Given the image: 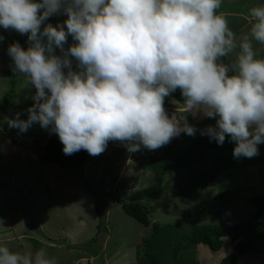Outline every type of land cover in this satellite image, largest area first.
Listing matches in <instances>:
<instances>
[{
    "label": "clouds",
    "instance_id": "1",
    "mask_svg": "<svg viewBox=\"0 0 264 264\" xmlns=\"http://www.w3.org/2000/svg\"><path fill=\"white\" fill-rule=\"evenodd\" d=\"M221 4L0 0V26L28 37L27 49L19 42L8 47L13 70L36 89L27 119L17 113L9 128L26 132L38 123L58 135L65 155L85 150L98 156L109 141L121 142L129 152L141 145L156 150L181 132L196 134L185 116L170 117L165 110V97L179 88L185 112L202 111L216 120L202 135L218 145L228 136L235 158L255 157L264 143V57L253 42L264 45V4L251 8L250 29L240 37L217 11ZM61 12L67 16L63 24L41 27ZM69 35L75 43L65 50ZM232 55L234 60L223 61ZM0 264L55 260L45 249L22 254L0 245Z\"/></svg>",
    "mask_w": 264,
    "mask_h": 264
},
{
    "label": "rangeland",
    "instance_id": "2",
    "mask_svg": "<svg viewBox=\"0 0 264 264\" xmlns=\"http://www.w3.org/2000/svg\"><path fill=\"white\" fill-rule=\"evenodd\" d=\"M66 19V14L61 12L49 17L41 27L47 23L55 26ZM0 36L4 38L0 41V233L11 230L14 234V227H22L26 235L35 236L45 243L43 246L36 245V249L31 253L45 249L56 264L61 261H73V256L78 254L85 255L86 259H82V264H135V249L148 234L149 226L144 227L125 215L118 201L145 205L150 221L182 229L189 225L245 222L253 215L255 206L250 199L254 195L264 197V160H256L264 156V143L257 146L259 154L251 158L254 164L241 168V162L247 161L246 157L235 158L237 165L234 169L221 173L206 187L191 191L185 198L176 197L172 193V181L164 177L160 196L149 203L140 194L143 188L152 183L147 154L145 164L139 161L140 155L137 151L133 152L136 157L132 161L130 159L127 165H118L112 160L121 155L120 149H114L110 154L106 148L95 161H91L93 156L90 155L84 164L70 172H65L55 165L37 163L38 151L52 132L34 123L26 132H22L26 137L29 136V140L21 141V132L18 129L5 126L9 118L18 111H23L20 119L26 120L27 109L34 103L32 97L36 89L21 74L14 72V61L8 55V47L14 42H19L21 47L27 49L28 37L13 29L5 30L2 26ZM259 55L264 57V51ZM222 59L224 62L228 61L226 57ZM165 100L170 104L175 101L171 95L165 97ZM175 111L174 114L178 118L185 116L187 121L188 117L199 121L205 116L202 111ZM150 157H153L152 152ZM121 167L127 168L126 174H130L128 189L119 188L126 180L123 179L116 187L118 194L114 198L110 194L111 200H105V204L101 200L98 203L99 210L104 211L105 206L103 225L100 228L103 230L96 239L99 247L93 245L92 248L99 252L95 257H91L79 247L91 237H95L97 218L94 216L90 196L87 194L83 197L76 190L77 187L82 189L83 186L79 177H86L89 182L104 191L105 187L112 185ZM70 176H74V180ZM226 191H229V194H226ZM202 209L209 210L210 213L202 216ZM260 222L264 223V213L258 220V223ZM61 232L69 234L64 236ZM46 235L49 238H64L66 242H70L67 245L72 250H66L61 240L54 243L58 248H49L46 245ZM258 237L261 242L258 243L257 240L253 243V253L248 251L236 257L234 264H262L264 229L259 230ZM233 243L228 238L223 239L221 248L216 252L210 251L206 246L196 245L184 252L182 262L195 260L197 264H219ZM88 251H91V247ZM165 264H169L168 261Z\"/></svg>",
    "mask_w": 264,
    "mask_h": 264
},
{
    "label": "trees",
    "instance_id": "3",
    "mask_svg": "<svg viewBox=\"0 0 264 264\" xmlns=\"http://www.w3.org/2000/svg\"><path fill=\"white\" fill-rule=\"evenodd\" d=\"M170 95L176 100H180L182 97L179 88ZM17 113L23 114V111L16 112L9 120L15 117ZM188 120L187 122L197 129L194 136L181 132L179 136L171 139L158 155L152 158L150 155L148 156L147 165L152 171V183L150 186L143 188L140 193L148 203L160 196L166 175L168 180L172 181V193L176 197L184 198L191 191L206 187L218 175L234 169L237 165L233 156L235 142H232L230 137L226 136L223 145H218L215 140H210L207 135L201 134V131L209 125L215 126L216 120L214 118L204 116L201 120L196 121L195 118L192 120L188 117ZM8 121L6 127H9ZM40 149L37 163L40 165H55L65 172L80 167L90 157V154L85 150H80L72 155H65L63 144L60 142L58 135L53 132ZM246 160L241 162V168L254 164L251 158H246ZM256 160L260 162L264 160V156H260ZM79 179L85 190L95 201V215L97 218L95 237L79 248L85 250L87 255L95 257L99 251H94L92 248H94L93 245L99 247L96 239L100 231L103 230L100 228L103 225L105 213V206L104 211L99 210L98 203L101 200L105 204L106 198L111 199L110 194L114 198L117 191L113 195L109 189L103 191L100 187L89 182L86 177L80 176ZM226 194H229V191H226ZM118 202L125 215L144 227L149 226L148 234L142 238L140 245L135 249V264H165L167 261L169 264H197L195 260L182 262L181 258L184 252L196 245L206 246L210 251L216 252L221 248L222 240L226 238L234 243L229 249L230 251L220 259L219 264H234L236 257L253 249V243H256L257 240H259L258 243L261 242L258 237L259 230L264 229V223H261L262 221L258 223L264 213V197L261 195H254L250 199V202L255 206V211L245 222L189 225L183 229L150 221L148 209L138 202ZM209 213V210H201L202 216ZM89 247H91V251H88ZM262 264H264V259Z\"/></svg>",
    "mask_w": 264,
    "mask_h": 264
},
{
    "label": "crops",
    "instance_id": "4",
    "mask_svg": "<svg viewBox=\"0 0 264 264\" xmlns=\"http://www.w3.org/2000/svg\"><path fill=\"white\" fill-rule=\"evenodd\" d=\"M261 4H264V0H222L221 7L217 11L219 13H223L225 15V17L228 20L229 27L234 32H236L238 37H240L243 34H246L250 29L249 20H250L251 8L258 6V5H261ZM60 24H63V23H60ZM65 29H66V25H65ZM73 43H75V41H73L72 37L69 35L67 43L64 45L65 50H67ZM253 44H254V48L256 49L258 54H260L264 51V45H261L255 41L253 42ZM55 51H56L55 52L56 55H62L59 48H56ZM230 57H231V59H230ZM230 57H226L228 59V61L225 63H228L229 61L234 60V58H235L234 55H232ZM259 57H262V56L259 55ZM70 60L72 63V68H74L75 70H78L77 69V63L78 62L75 60V58L73 59L70 57ZM183 98L184 97L182 96L180 100L175 99V101L172 102L171 104L168 103L167 100L164 101V107H165V110L168 113V115L174 114V111L176 109H184L185 110L184 106L182 105L184 103ZM194 113H195V111H194ZM20 137H21V141L22 140H29V136L26 137L25 134H23L22 132H21ZM15 138H16V136H15ZM17 141H20V140H17ZM162 147H164V146H162ZM162 147H160L156 150H148L147 148H144L143 145H141V149H140V151H138V153L140 155L139 161L142 162L143 164H145L146 163L145 155L146 154L151 155V152H152V155L155 156V155H157V153H160ZM118 148L120 149L121 155L113 158L112 161H115V164L120 165L121 163H124L127 165L130 162V159L132 161L136 157V156H134V153H136L137 151L134 153L129 152L121 142H119V141H109L108 142L107 150L109 151L110 154L114 149H118ZM100 156H101V154L98 156H93L91 161L92 162L95 161ZM118 165H116V167ZM126 172H127V168L126 169H124L123 167L119 168L116 176L114 177L112 185L110 187H105V190L109 189V191L113 195H115V191H117L116 187L118 186L119 182H121L123 179L124 180L126 179V180L123 183V185L119 188L121 190H123L125 188L128 189V184H129L128 178H129L130 174H129V172L126 174ZM54 173H56V172L54 171ZM124 175L126 176L125 178H124ZM70 177L73 178V180H74V176H70ZM80 185H81V183H80ZM76 190L83 197H85L84 195L87 196V194L90 196V203H91V205L93 204L94 216H96L95 215V201H94L93 197L85 190V188L83 186H82V189L77 187ZM71 191H73V189ZM106 200H111V199L107 198ZM111 202H114V201H108V203H111ZM4 215H6V214L4 213ZM95 225H96V221H95ZM14 229H15L14 234L12 233L11 230H10L11 233H10V231L0 233V245H3V246L7 245V247L13 252L16 251V252H20L22 254H26V253H31L33 251V249H36V245L43 246L45 244L42 240H39V238H37L35 236L33 237L31 235H26L25 231H23L22 227L21 228H15L14 227ZM68 234L69 233H67V235ZM61 235L67 236L65 233H62V232H61ZM52 238H49L48 236L45 237L46 245L49 246V248L54 247L56 249L58 247L55 246L54 243L56 242V240H61V238L60 239H58L56 237H52ZM62 239L63 240H61V244L64 245V247H66L65 249L68 251L72 250V249L68 248L69 246L67 245L70 242L69 241L66 242L64 238H62ZM31 244H33V246H31ZM82 259H86L85 255L78 254V255L73 256V258H72L73 261H68V262L61 261L59 264H82L81 263ZM55 264H56V262H55Z\"/></svg>",
    "mask_w": 264,
    "mask_h": 264
}]
</instances>
